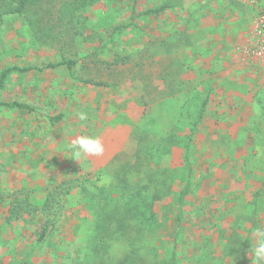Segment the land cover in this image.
<instances>
[{"label":"rangeland","instance_id":"1","mask_svg":"<svg viewBox=\"0 0 264 264\" xmlns=\"http://www.w3.org/2000/svg\"><path fill=\"white\" fill-rule=\"evenodd\" d=\"M65 2L4 17L0 72L29 69L6 78L0 102L48 118L50 133L67 117L68 128L99 137L104 153L79 166L84 175H63L68 166L56 164L43 167L34 188L10 181L18 189L0 195L10 203L0 264H92L95 245L113 264L164 262L172 251L176 264H257L264 59L251 54L248 3L235 5L239 25L229 21L211 37L207 22L194 29L193 0H99L82 9L73 1L71 13L60 11ZM14 111L0 107V129Z\"/></svg>","mask_w":264,"mask_h":264},{"label":"crops","instance_id":"2","mask_svg":"<svg viewBox=\"0 0 264 264\" xmlns=\"http://www.w3.org/2000/svg\"><path fill=\"white\" fill-rule=\"evenodd\" d=\"M184 2L189 4V0L188 2L184 0ZM243 3H248L254 16L255 10L252 6V0H248V2L247 0H193L194 29L201 33L203 31L202 22H207L208 35L211 37L221 36L225 30L229 29V21H233L237 25L242 21V14L235 9V5H242ZM225 36H229V31ZM0 103L22 104L20 102ZM22 106L26 108L0 106L5 110H15L13 112L15 116H8L0 129V195L4 197L3 199H8L11 192L18 189L17 185L14 187L10 184L11 180L16 182L21 179L32 181L31 189L36 187L35 181L41 180V174L43 173L41 171L45 165H47V168H49V165H67L69 168L68 173L63 171L62 168H59L57 172L67 175L72 173L74 168L77 169V172L74 173L78 174V171H80L79 166L84 161L89 162L91 158L93 162L95 158V156L83 154L77 156V149L73 147V140L75 141L79 136H84L83 129L81 130L79 126L74 128H68V125L65 126L68 121L67 117L63 116L58 120L56 119V122H52V125H55L50 133L47 131L50 128L48 118L42 120L36 114L29 113L30 109L25 104H22ZM79 120L81 121V119ZM45 122L48 125L46 130L43 128ZM71 129L74 133L72 138L69 135ZM70 140L71 142L67 144V141ZM79 174L84 175L81 171ZM4 180L9 183L7 185L8 189L2 184ZM31 196H34V194ZM9 204V202H1L0 204V224H7L6 221H9L7 219Z\"/></svg>","mask_w":264,"mask_h":264},{"label":"trees","instance_id":"3","mask_svg":"<svg viewBox=\"0 0 264 264\" xmlns=\"http://www.w3.org/2000/svg\"><path fill=\"white\" fill-rule=\"evenodd\" d=\"M68 1L64 3V5L62 6V9H60L61 12H67V13H71V10L69 9L70 6H73V1L75 3H78L79 8H85V7H92L96 2H98L99 0H66ZM42 3V0H0V26L3 22L4 17L7 16H18V17H22L25 16V14L29 11L31 6H35L36 8L38 7L37 5L39 3ZM40 3V4H41ZM40 6V5H39ZM75 6V5H74ZM41 9V7H39ZM78 9V8H77ZM76 10V9H75ZM163 10V8L158 9V10H150L148 12H146V15H151V14H157L159 12H161ZM127 26H120L118 29L122 30L125 29ZM65 64H67V67H72V62L66 61L64 62ZM49 67H53L52 65H49ZM29 68H24V69H20L18 67H10L7 69H4L0 72V89L3 86L4 81L6 80V78L14 73V72H25L27 71ZM0 106H5L8 108H23L25 109L26 107L22 106V104H17V103H13V104H4V103H0ZM204 109V104H202L198 117H197V122L201 119V114L203 112ZM187 160V158L185 157V161ZM186 168L187 171L189 172L188 169V165L186 163ZM186 191H183L180 194L179 197V203L181 202L182 197L185 195ZM103 250H102V249ZM94 250L96 251L95 254H99V257H97V259H95L93 261L92 264H113V258H110V254H109V249L108 248H104V246L102 245H95L94 246ZM129 255L131 256H135L136 254L134 253H130ZM73 264H77V263H73ZM83 264V263H80ZM91 264V263H89ZM114 264H176L175 261V255H174V251H172V253L170 254L169 258L166 260H164V262H160V261H156V262H145L143 263L142 260H137V259H132V258H128L127 260H118L116 261Z\"/></svg>","mask_w":264,"mask_h":264},{"label":"clouds","instance_id":"4","mask_svg":"<svg viewBox=\"0 0 264 264\" xmlns=\"http://www.w3.org/2000/svg\"><path fill=\"white\" fill-rule=\"evenodd\" d=\"M81 119L84 116L81 115ZM73 147L77 149V156H101L104 153V145L99 139V137L92 136H79L73 142ZM258 237L256 241V246L254 248L255 261L258 262L264 260V231L256 233Z\"/></svg>","mask_w":264,"mask_h":264},{"label":"built area","instance_id":"5","mask_svg":"<svg viewBox=\"0 0 264 264\" xmlns=\"http://www.w3.org/2000/svg\"><path fill=\"white\" fill-rule=\"evenodd\" d=\"M254 13L253 39L251 54L264 59V0H252Z\"/></svg>","mask_w":264,"mask_h":264}]
</instances>
